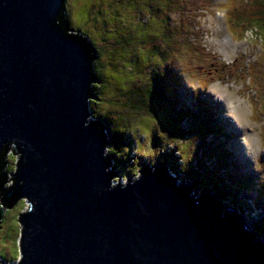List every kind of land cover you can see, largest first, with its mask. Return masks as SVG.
Wrapping results in <instances>:
<instances>
[{
    "label": "water",
    "instance_id": "obj_1",
    "mask_svg": "<svg viewBox=\"0 0 264 264\" xmlns=\"http://www.w3.org/2000/svg\"><path fill=\"white\" fill-rule=\"evenodd\" d=\"M65 4L0 0V200L26 203L19 257L0 264H264V241L232 207L221 217L215 193L159 166L112 180L88 102L95 50Z\"/></svg>",
    "mask_w": 264,
    "mask_h": 264
},
{
    "label": "rangeland",
    "instance_id": "obj_2",
    "mask_svg": "<svg viewBox=\"0 0 264 264\" xmlns=\"http://www.w3.org/2000/svg\"><path fill=\"white\" fill-rule=\"evenodd\" d=\"M102 1L66 0L69 6L68 17L72 19V22L76 19L79 22H84L86 29L84 30L89 34L90 37L87 36L90 40L93 37L94 47L100 48L103 60L112 59L121 49L125 50L126 48V51L133 52L129 42L124 41L120 36L123 31L121 23L114 21L112 12L106 8V2L103 4ZM120 1L115 0V3L122 4L123 1ZM250 1L169 0L166 3V5L171 3L165 11L166 15L170 16V23L176 24L174 29L178 30L180 27L177 26L180 23L181 26L182 24L188 25L191 30H188L187 26L184 27V30L189 34L193 31L190 34V42L194 47H192L190 55H187L188 60L180 65L182 70L178 67L180 71L176 73L177 94L182 98L183 106L186 105L187 109L198 99L199 106L207 108L210 113V120H212L209 124L210 128L213 123H216L219 131L229 136L218 133L214 136L212 135L214 131L208 129L210 133H206L207 129H203L201 133L202 135L205 133L206 136L201 137L200 141H198L200 137L196 136L190 139L193 140V143L186 139L180 141L181 134L177 128L189 131L192 124L194 125V120L185 116H180V119L178 115H170L161 107L160 111H157L156 103L149 104L148 102V113L125 110L129 120L139 122L137 125L130 122L132 125L127 126V132L133 139L132 150L128 157L129 162L133 161L132 171L128 172V166H122L120 162H114L112 165L115 167H111V169L113 168L117 175L112 180L125 183L126 180L137 178L142 167L153 169L163 165L167 167L170 174L178 175L181 183L182 179L192 180L195 184L192 194H195L198 190L202 192L201 190L207 188V185L201 184L198 179L199 176L205 174L192 176L188 174V169L190 171L192 168L202 169L203 162H206V166H209V171L207 170L209 175L216 170L221 172L219 177H216L217 180L222 179L223 182H227L226 179L230 178L237 183L244 182L243 187L236 194L238 203L230 204L218 198L217 193L211 189L210 191L216 194L215 199L222 205V211L225 212L230 207L239 211L248 219V225L252 230L251 225L255 221H264V22L262 20L253 22L252 25L257 27L256 30L247 25L234 28L235 14L230 12L227 15L229 20L225 18L230 4L235 10L238 9L237 11L242 8L251 10L252 7L248 4ZM86 2L89 4L98 3V6L89 5L86 9L84 7ZM177 3L180 6H177ZM129 6L132 8L135 5L129 4ZM258 12V8H256L255 14L257 15ZM191 14H194V18L191 17ZM142 18L140 19L144 20ZM237 19H239V15ZM83 24L81 27H84ZM73 26L75 27V23ZM84 35L86 36V33ZM108 43H113L114 47L110 48ZM133 44L135 52L141 54L140 49L135 46V38ZM197 58L198 60H195ZM136 59L133 60L136 61ZM128 61L130 59L124 58V64L121 66L123 58L122 61L119 59V77L126 75L132 78L137 73L136 64ZM220 63L229 66L226 72H219L215 69ZM106 64L109 66L108 63ZM107 66H104V73L110 71ZM252 76L254 80L251 79ZM195 96H198L197 99H194ZM180 104L182 105V103ZM99 106L103 107L102 104ZM152 106L156 107L151 108ZM94 107L96 108V106ZM92 109L91 105L90 111ZM204 112L205 110L201 109L200 113ZM194 126L198 127L199 125ZM153 132L154 137L155 135L159 137L157 142L153 141ZM174 147L177 148L175 153L180 157L177 160L179 168L186 171L185 174L176 172L175 165L170 163L174 161L170 158L171 155H168L170 162L159 158L160 155H165L166 151ZM188 148L192 151L186 155ZM224 149L228 153L225 161L221 156ZM6 161L7 175L4 185L8 187L12 185L10 174L14 170L16 156L8 153ZM134 162H136V166ZM206 177L208 178V176ZM237 204L241 206L242 211L238 210ZM0 209L4 210L0 220V258L7 262L15 261L19 257L18 216L25 211L26 203L20 199L12 206L7 207L0 200ZM256 237L264 241V233H256Z\"/></svg>",
    "mask_w": 264,
    "mask_h": 264
},
{
    "label": "trees",
    "instance_id": "obj_3",
    "mask_svg": "<svg viewBox=\"0 0 264 264\" xmlns=\"http://www.w3.org/2000/svg\"><path fill=\"white\" fill-rule=\"evenodd\" d=\"M121 1H123L122 4L115 3V0H103L102 2L103 4L106 2L105 6L112 12L114 21L116 23H121L123 31L120 36L124 41L129 42V45L133 48V52L126 51V48L125 50H118L115 57L110 60L102 59L100 48L96 49L94 47L92 43L93 37L90 40L89 34L85 31L84 22H79L77 19L72 22V19L68 17L69 6L67 3L65 4V13L68 21L70 22V28H72L75 32L82 33L83 35L86 33V37L95 50V59L93 61V75L95 81L91 85L92 98H90L88 102L89 107L92 105L93 109L91 112L93 113L95 119H98V121L106 128V133L109 137L107 152L112 158L113 164L114 162H120L122 166H128V172L132 171L134 167L132 165L133 161L129 162L128 157L130 156L132 150L131 145L133 143V139L127 132V126L132 125L131 123L137 125L139 122L136 123L129 120L125 110L130 109L136 113H148V102L149 104L151 102L154 104L155 102L157 108H155L156 106H152L151 108H155L157 111H160L161 107L170 115H178V118L180 119L182 116L188 117L194 120V125H199L196 127L192 124L189 131L177 128L179 134H181L179 136L180 141H184L186 139V141H192L193 143V140L190 139H193L195 136L200 137L198 138V141H200V139H202L201 137L206 136L205 133L203 135L201 133V130L203 129H207L206 133L209 132L208 129L214 131V134L211 133L214 136L218 133L228 137L229 135L219 131V127L216 123H213L210 128L209 124L212 122V120H210V113L207 108H201L199 106L200 103L197 99L198 96L194 97V99L197 100H195L194 104H191V109H187L185 107L186 105L183 106L184 101L181 100L182 98H180L177 94L176 88H178V79L176 78V73L180 71L179 68H181L180 65L182 62H186L185 60H188L187 55H190L189 53L191 52L192 47H194V45L190 42V34L193 31L189 34V32L184 30L185 26H187L188 30H191L188 25L182 24L181 26L180 23H178L179 26H177L180 28L178 30L174 29L176 24L170 23V16L166 15L165 11L171 4L168 3L166 5L169 0ZM129 4H133L135 6L130 8ZM248 4L252 7L251 10H244V8H242L239 11H237L238 9L235 10L230 4L227 13L225 14V18L229 20L227 15L230 14V12L235 14V20L233 23L234 28L247 25L249 27L252 26L253 29L256 30L257 27L252 25V23L257 22L258 20H262L264 22V0H251ZM89 5L94 7V5L98 6V3L89 4V2H86L84 7L87 9ZM177 6L180 5L177 3ZM256 8H258L259 11L257 15L255 14ZM238 15L239 19H237ZM141 17H143L142 19L144 20H141ZM191 17L194 18V14H191ZM73 23H75V27L73 26ZM77 23L79 24L77 25ZM82 24L84 27H81ZM134 38L135 46L140 49L141 54L135 52L134 50ZM117 40H119V38H117ZM113 43H108V46L113 48ZM122 58L123 62H121V66L124 64V58L130 59L128 62L136 64L137 73H135L134 77L130 78L126 75L122 77L118 76V65H120L119 59L122 61ZM134 58H137L136 61L133 60ZM195 60H198V58ZM106 63H108L109 66H107ZM104 66H107L110 71L104 73ZM228 68L229 66L224 63H220L217 67H215V69L219 72H226ZM251 79L254 80L253 76ZM256 87L258 88L257 85ZM180 103H182V105ZM100 104H102L103 107L99 106ZM94 106H96V108ZM201 109H203V111L205 110L203 114L200 113ZM188 135L189 137H187ZM150 138L152 139V137ZM153 138V141L157 142L159 137L156 135L154 137L153 132ZM176 149L177 148L174 147L171 150L166 151L164 153L165 155H160L163 157L159 156V158L166 161L168 160V155H171L170 158L174 161L176 160V162H170V160L168 161L171 165H175L176 172L178 174H185L186 171L180 169L181 167L179 168L177 160H179L180 157L179 154L175 153ZM191 151L190 148H188L186 149L185 154L187 155L191 153ZM196 153L199 154V152ZM227 155L228 153L224 149L221 152V156L224 161L226 160ZM159 158L158 160H160ZM203 163L204 167L202 169L192 168L191 171L188 169V174L192 176L205 174L198 177L201 184L207 185L208 188L217 193L218 198L221 200H225L230 204H234L235 202L238 203L236 201V194L239 189L243 187L242 184L244 182L237 183L230 178L226 179L227 182H223L222 179L217 180L216 177L218 178L221 172H217L216 170L214 173L209 175L207 172V170L209 171V166H206V162ZM134 165H137L136 162H134ZM206 176H208V178ZM14 202L12 204H14ZM12 204L10 206H12ZM4 205L7 206L5 203ZM237 207L238 210L242 211L239 204H237ZM3 212L4 210L0 209L2 217ZM251 226L252 230L256 231H254L255 233H264L263 220L255 221Z\"/></svg>",
    "mask_w": 264,
    "mask_h": 264
},
{
    "label": "bare ground",
    "instance_id": "obj_4",
    "mask_svg": "<svg viewBox=\"0 0 264 264\" xmlns=\"http://www.w3.org/2000/svg\"><path fill=\"white\" fill-rule=\"evenodd\" d=\"M111 167H113V165H111ZM159 167H163V168H165V170L168 172V169H167V167H164L163 165L162 166H159ZM169 173V172H168ZM169 175H171L170 173H169ZM139 177V176H138ZM137 177V178H138ZM175 177H177L176 179H178V181L179 182H181L180 180H179V177H178V175H175ZM137 178H135V179H137ZM135 179H133V180H135ZM183 180V182L184 183H189V184H194V182H192V180H190V179H182ZM195 185V184H194ZM192 190V189H191ZM202 192H200V190H199V194L201 195L203 192H209L210 191V188H204V190H201ZM194 195H196V193L194 194ZM216 201H217V199H215ZM225 213H226V211L224 212V211H222V209H221V211H220V215H221V217L222 216H224L225 215ZM263 215V214H262Z\"/></svg>",
    "mask_w": 264,
    "mask_h": 264
},
{
    "label": "clouds",
    "instance_id": "obj_5",
    "mask_svg": "<svg viewBox=\"0 0 264 264\" xmlns=\"http://www.w3.org/2000/svg\"><path fill=\"white\" fill-rule=\"evenodd\" d=\"M142 168H143V167H142ZM142 168H141V169H142Z\"/></svg>",
    "mask_w": 264,
    "mask_h": 264
}]
</instances>
